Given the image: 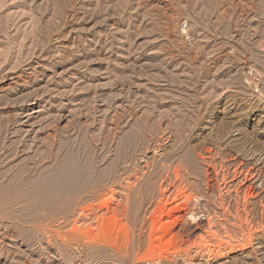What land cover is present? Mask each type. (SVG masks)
<instances>
[{
    "label": "rangeland",
    "instance_id": "obj_1",
    "mask_svg": "<svg viewBox=\"0 0 264 264\" xmlns=\"http://www.w3.org/2000/svg\"><path fill=\"white\" fill-rule=\"evenodd\" d=\"M0 264H264V0H0Z\"/></svg>",
    "mask_w": 264,
    "mask_h": 264
},
{
    "label": "bare ground",
    "instance_id": "obj_2",
    "mask_svg": "<svg viewBox=\"0 0 264 264\" xmlns=\"http://www.w3.org/2000/svg\"><path fill=\"white\" fill-rule=\"evenodd\" d=\"M186 203V202H185ZM197 214V213H196ZM194 217V216H193ZM214 225V224H213Z\"/></svg>",
    "mask_w": 264,
    "mask_h": 264
}]
</instances>
